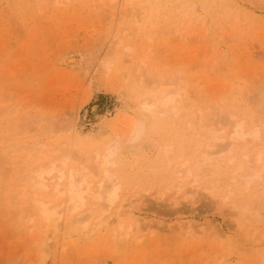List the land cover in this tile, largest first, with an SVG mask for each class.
<instances>
[{
  "label": "rangeland",
  "instance_id": "rangeland-1",
  "mask_svg": "<svg viewBox=\"0 0 264 264\" xmlns=\"http://www.w3.org/2000/svg\"><path fill=\"white\" fill-rule=\"evenodd\" d=\"M40 1L0 7V264H264V179L247 187L242 178L264 165V0ZM37 4L55 8L43 14ZM166 89L179 91L180 111L167 110L129 144L140 101ZM237 121L247 132L258 126L262 139L234 144ZM35 141L49 146L40 154ZM58 142L71 144L72 166L97 165L89 179L115 174L118 212L98 218L90 202L56 230L23 224L27 167L46 162ZM259 150L260 164L248 163L246 153ZM96 154L111 163L99 168ZM177 189L194 191L193 202L170 205Z\"/></svg>",
  "mask_w": 264,
  "mask_h": 264
},
{
  "label": "bare ground",
  "instance_id": "bare-ground-1",
  "mask_svg": "<svg viewBox=\"0 0 264 264\" xmlns=\"http://www.w3.org/2000/svg\"><path fill=\"white\" fill-rule=\"evenodd\" d=\"M8 1H10V0H0V7H2L5 3H8V5L9 6H7V7H9V8H11L12 9V5H11V7H10V4H9V2ZM40 1V0H39ZM45 1V0H44ZM53 1V2H52ZM82 1V0H81ZM98 1H101V0H98ZM12 2V1H11ZM10 2V3H11ZM14 2H16V1H14ZM26 2H27V0H26ZM29 2H30V0H29ZM35 2H36V0H35ZM40 2H42V0L40 1ZM46 2V1H45ZM50 2H52V3H55V4H60V6H61V4L62 5H65V4H69V3H71V0H50ZM77 2V3H76ZM80 2V0H76L75 1V3L76 4H78ZM102 2V1H101ZM17 3V2H16ZM15 3V4H16ZM83 3V2H82ZM22 4V3H21ZM25 4H27V3H25ZM24 4V5H25ZM103 4V3H102ZM139 4V3H138ZM137 4V5H138ZM23 5V6H24ZM48 4H40L39 6H38V4H37V8H39L38 9V11L40 10L41 12L43 11V14H46L48 11H50V10H54V8L55 7H50V5H48ZM19 6H20V8H21V5H20V3H19ZM18 6V7H19ZM59 7V6H58ZM62 7V6H61ZM65 7V6H64ZM138 7H139V5H138ZM8 8V9H9ZM22 8H24V7H22ZM33 8V7H32ZM143 8V7H142ZM6 9V8H5ZM3 10V9H2ZM1 10V11H2ZM4 11V10H3ZM7 11V10H6ZM9 11V10H8ZM11 11V10H10ZM37 11V13H39ZM47 11V12H46ZM26 12V11H25ZM34 12V11H33ZM40 12V14L39 15H41L42 13ZM30 13V12H29ZM36 13V12H35ZM36 13V14H37ZM49 13V12H48ZM27 14V13H26ZM22 16H23V14H21ZM39 15H37V16H39ZM115 15V14H114ZM28 16V15H27ZM26 16V17H27ZM33 16V15H32ZM137 14H135V18L137 19ZM35 17V16H34ZM43 17V16H42ZM33 18V17H32ZM36 18V17H35ZM39 18V17H38ZM34 19V18H33ZM41 19V18H40ZM121 20V19H120ZM37 21V20H36ZM121 22V21H120ZM36 25V24H35ZM34 25V26H35ZM33 26V27H34ZM123 31V28H122V30H121V33H123L122 32ZM125 33V32H124ZM123 33V34H124ZM123 34H121L122 36L120 37L121 39H122V37L124 36ZM118 40H120V39H118ZM120 42H121V40H120ZM68 48V47H67ZM73 49V48H72ZM76 49V48H75ZM68 49H66V51H67ZM78 51V50H77ZM80 51V50H79ZM62 52V51H61ZM60 52V53H61ZM69 52V51H68ZM68 52H62L63 53V55L61 54V56L63 57V56H66L65 58L67 59V53ZM72 52V51H71ZM81 52V51H80ZM59 53V54H60ZM58 54V55H59ZM72 54V53H71ZM70 54V55H71ZM76 54V53H75ZM147 55V54H146ZM74 56V55H73ZM89 56H91V55H89ZM61 57V58H62ZM59 58V57H58ZM60 59V58H59ZM58 59V60H59ZM68 59H70V58H68ZM72 59V61H73V59H74V57L73 58H71ZM70 59V60H71ZM77 59V58H76ZM80 59V58H79ZM57 60V61H58ZM61 60V59H60ZM64 60V58L62 59V61ZM82 60V59H81ZM65 61V60H64ZM67 61H69V60H67ZM71 61V62H72ZM77 61H78V59H77ZM74 62H75V60H74ZM73 62V63H74ZM89 62V61H88ZM144 62V61H143ZM58 63H59V61H58ZM76 63V62H75ZM79 63V62H78ZM60 64H62L61 63V61H60ZM64 64H65V62H64ZM66 65H67V62H66ZM73 65L74 64H72V66L70 67V68H74L73 67ZM77 65V64H76ZM143 66V65H142ZM90 67V66H89ZM106 67H108V66H106ZM110 68V67H109ZM108 68V69H109ZM86 69V68H85ZM94 69V68H93ZM138 69V68H137ZM92 70V69H91ZM94 71V70H93ZM86 73V72H85ZM91 73H93V72H91ZM86 75H88V74H86ZM90 75V74H89ZM148 85V84H147ZM159 85V84H158ZM158 87V86H157ZM157 89V88H156ZM161 89V88H160ZM161 91V90H160ZM158 94V93H157ZM180 95V93H179V91L178 90H171V89H166V90H163V91H161V93H159L158 95H153V96H150V97H146V98H144V100H141L140 101V103H141V111L143 112L142 113V119H138V120H136L135 122H134V125H133V127H132V130H130V134H129V136H128V140H129V144H132V142H134V143H136L137 141V139L139 138V136H141L142 134H143V132L146 130H148V129H150L151 127H153V125H155V124H153V122L155 121V120H158L160 117H162L166 112H167V110H169V113H168V115H170L171 116V114H172V112L176 115L177 113H178V107L176 106V104H175V102L178 100L176 97L177 96H179ZM180 111V110H179ZM174 114H172V115H174ZM149 116V117H148ZM198 120H199V118H198ZM197 121V120H196ZM201 121V120H200ZM200 121H198V122H200ZM23 126V125H22ZM27 126V125H26ZM55 126V125H54ZM233 126V131L231 130V132H232V136H231V139H233V140H231V141H233L234 142V144L235 143H237V142H239V143H244L243 141H246L247 139V135H251L252 137H254L255 139H262V135H263V133H261V132H263V131H261V129L258 127V126H254L250 131H245V126H244V122L243 121H237V122H235V124L234 125H232ZM29 128V127H28ZM27 128V129H28ZM25 129V128H24ZM216 129V128H215ZM214 129V130H215ZM31 130V129H30ZM28 131H29V129H28ZM151 131V130H150ZM218 131L219 130H217L216 132L214 131H211L210 133L212 134V132L213 133H218ZM24 132H25V130H24ZM32 132V131H31ZM21 133V132H20ZM29 134H30V131L28 132ZM27 134V133H26ZM44 135V134H43ZM218 135V134H217ZM146 136V135H145ZM216 136V135H215ZM35 137V136H34ZM143 137H144V135H143ZM143 137H142V139H143ZM9 138V137H8ZM8 138H6V140L8 139ZM214 138V137H213ZM219 137H215L214 139H218ZM264 138V137H263ZM220 139V138H219ZM37 140V139H36ZM38 140H39V138H38ZM141 140V139H140ZM139 140V141H140ZM41 141V140H40ZM39 141V143L38 142H36L35 141V143H38V145L40 146V149H39V153L40 152H42L43 150H44V148L47 146H49V145H46L45 144V142L43 143V142H40ZM136 141V142H135ZM138 141V142H139ZM34 142V141H33ZM64 142V141H63ZM63 142H58V143H56L55 145H54V147L52 146V148H54L53 149V151H51L52 149H50V152H48L49 153V155H48V153H47V156H48V158H47V161L46 162H44V163H37L38 165L35 167V166H33L34 168H29V169H31L30 170V173H29V169H28V167H27V170L28 171H26L25 172V174L27 173V175H29V176H25V174H24V176H25V178H26V180H27V178H28V181H27V187H28V190L26 189V194H25V196L24 197H27V198H25V201H24V203H23V209H22V211L24 212V217L23 218H21V219H23V224L25 225L26 223H28V222H32L33 220H36V219H38L39 221H41V223H43V224H45V226L44 227H46V228H49L51 225H54V228H55V230L56 229H58V225H59V221L61 220V218H63V215L64 214H66V216H67V213H68V215L70 214V213H72V212H76L77 210H79L80 208H85V207H87V205H88V203H90V204H92V202H93V204L94 205H96V209L94 210L95 211V213H97L98 214V218H101V216L102 215H104L105 214V212H107V210H108V208H110V207H113L112 205L118 200V197H119V190H120V187H119V185L117 186V183H116V185L114 184V182H115V178H117V177H115L114 175L115 174H113V173H111L110 171H109V169H102V173H101V176H100V179L98 180V181H96V179L95 180H91V179H89L90 178V176L91 177H94L93 175H95V176H97V174H96V171H95V174H93V172H94V170H96L97 168H95V167H97V165L96 166H94L93 164H92V160H91V162H90V164H91V166H88V164H86L87 166H85L84 165V163H82L83 161H84V159H80V160H77V161H80L81 163H80V165H78L77 164V166H72V163L70 162V160L72 159H74V157L75 156H73L72 154V147H71V144H69L68 142V144L70 145H64L65 144V142H64V144H60V143H63ZM215 140L211 143V144H207L206 146L208 147V148H211V147H215V146H217V144H215ZM34 143V144H35ZM133 143V144H134ZM217 143V142H216ZM33 144V145H34ZM224 144V143H223ZM221 145V146H219L218 147V149L219 150H224L225 148H227L229 145L227 144V145ZM230 144H231V142H230ZM16 145V144H15ZM31 146V145H30ZM29 146V147H30ZM75 146H77V145H75ZM16 147H18V151H19V146L17 145ZM8 148V147H7ZM1 149V148H0ZM6 149V148H5ZM17 149V148H16ZM28 149H30V148H28ZM31 149H33V148H31ZM35 149V148H34ZM38 149V148H37ZM166 150H165V155H167V153H168V151L170 150V148L168 147V148H165ZM15 150V149H14ZM75 150V149H74ZM13 151V150H12ZM11 151V152H12ZM44 151H46V148H45V150ZM56 151V154H52V152H55ZM60 151H61V153H60ZM115 152V150H113V148H112V152ZM31 151H29V153H30ZM58 152V153H57ZM110 152V151H109ZM108 152V153H109ZM113 152V153H114ZM3 153H4V151H3ZM33 153V152H32ZM35 153H36V151H35ZM45 153V152H44ZM78 154H79V152H77ZM76 153V154H77ZM113 153H111L112 155H113ZM116 153V152H115ZM251 153V152H250ZM250 153L249 152H247L246 153V155H247V162L248 163H250V162H255L256 164H260V162L262 161V159H263V154H262V151L261 150H259V151H257V152H255L254 153V155L252 156V157H250ZM37 154V153H36ZM41 154V153H40ZM75 154V153H74ZM84 154V153H83ZM9 155H10V153H9ZM7 156H8V154H7ZM30 156V155H29ZM35 156V155H34ZM73 156V157H72ZM81 156V155H80ZM80 156L79 157H77V158H80ZM108 156V155H107ZM107 156H104L103 158L102 157H100V155L99 154H96V160L98 159V158H101V165L99 166V168H101L102 167V165H106V164H110L111 163V161H108V159H107ZM209 155H208V153H207V150H204V152L202 153V155H201V162L202 161H204L205 162V160H207V157H208ZM11 157H13V156H11ZM15 157V156H14ZM32 157V156H31ZM40 157V156H39ZM163 157H164V155H163ZM162 157V158H163ZM250 159H249V158ZM209 158V157H208ZM29 159H31V158H29ZM88 159V158H87ZM23 160H25V159H23ZM76 160V159H75ZM89 160V161H90ZM95 160V159H94ZM38 161V160H37ZM40 161V160H39ZM33 162V161H32ZM85 162V161H84ZM245 162V161H244ZM29 163H31V162H28V164ZM70 163H71V165H70ZM95 163V162H94ZM113 163V162H112ZM27 164V163H26ZM245 164H247V163H245ZM94 167H93V166ZM248 165V164H247ZM30 166V165H29ZM241 165H239V167H240ZM249 166H250V164H249ZM238 167V168H239ZM252 167V166H251ZM251 167H249V168H251ZM94 168V169H93ZM237 168V169H238ZM26 169V168H25ZM189 169V168H188ZM21 171H22V169H21ZM97 171H98V169H97ZM190 173H191V170H188ZM233 171V170H232ZM247 171V170H246ZM180 173H181V171H179ZM188 172V173H189ZM250 172V171H249ZM29 173V174H28ZM179 173V174H180ZM189 173V175H191ZM246 174V173H245ZM241 175H243V174H241ZM240 175V176H241ZM244 176V177H243ZM242 176V178H243V180H244V183H245V185L248 187L249 185H250V183L253 181V180H255V179H260V180H263L264 179V165H261L260 166V168L258 169H255L253 172H251V173H248L247 172V174L246 175H243ZM115 177V178H114ZM185 177V176H184ZM188 177V176H187ZM25 178H23L24 180H25ZM95 178H97V177H95ZM21 180H22V177H21ZM96 181V182H95ZM20 183H21V181H20ZM25 183V182H24ZM26 184V183H25ZM20 186H22V184L20 185ZM25 186V185H24ZM26 187V186H25ZM26 187V188H27ZM177 188H179V185H178V187ZM21 189H22V187H21ZM48 189H49V192L52 194V195H50V198H47V197H45L46 195V193H47V191H48ZM182 188H180L179 190H181ZM23 190L24 189H22L21 191L23 192ZM179 190L177 189V193H179ZM205 190H207V191H209V189L208 188H206ZM20 191V192H21ZM125 191V190H124ZM206 191V192H207ZM21 192V193H22ZM25 192V191H24ZM121 192V191H120ZM126 192V191H125ZM125 192H122V193H125ZM175 192H176V190H175ZM193 192V194H194V191H192ZM192 192L191 193H187V192H180L181 193V195H180V193H179V195H180V197L178 196V194H173V196H171V198H169L168 200L169 201H167V202H169V204L170 205H180L181 203H182V201L183 200H188L189 198H190V196H194V195H192ZM23 194V193H22ZM23 194V195H24ZM163 194V192H159V197L157 196V198L158 199H161V197L163 196L162 195ZM191 194V195H190ZM121 195V194H120ZM156 196V195H155ZM15 197H17V195L15 196ZM49 197V196H48ZM52 197V198H51ZM151 197H154V195H151ZM17 198H19L20 199V197L18 196ZM60 198H61V201H59L58 203H56V199L57 200H60ZM156 198V197H155ZM225 198V197H224ZM15 199V198H14ZM13 199V200H14ZM19 199H17V200H19ZM46 199H48V200H46ZM123 199H125V198H123ZM193 199V198H192ZM192 199L191 200H188V201H192ZM16 200V199H15ZM15 200L12 202V203H14L15 202ZM16 200V201H17ZM126 200V199H125ZM124 201V200H123ZM187 202V201H186ZM193 202V201H192ZM19 203V202H18ZM21 203V204H22ZM15 204H17L16 202H15ZM20 204V203H19ZM93 205V206H94ZM93 206H91V207H93ZM120 207H121V205H120ZM114 208V207H113ZM90 209V208H89ZM93 209V208H92ZM115 210H116V207L114 208ZM22 211L20 212V213H22ZM85 211H87V212H89L88 210H85ZM92 211V210H91ZM90 211V212H91ZM117 212H118V208H117V210H116ZM115 211V212H116ZM19 212H17V214L19 213ZM67 212V213H66ZM89 212V213H90ZM85 213V212H84ZM83 213V215H82V213H81V216H84L85 214ZM92 213V212H91ZM90 213V214H91ZM94 213V212H93ZM92 213V214H93ZM94 213V214H95ZM16 214V215H17ZM73 214V213H72ZM75 214V219H76V213H74ZM73 214V215H74ZM79 214V213H78ZM115 214V213H114ZM117 214V213H116ZM20 215V214H19ZM19 215H17V217L19 216ZM86 215H88V214H86ZM85 215V217H83L82 218V222H84V221H86L87 219H89L88 218V216H86ZM71 215H69L68 217H70ZM78 216V215H77ZM80 216V215H79ZM90 216V215H89ZM93 216V215H92ZM19 218V217H18ZM78 218V217H77ZM80 218V217H79ZM71 219V218H70ZM68 220V219H67ZM74 220V219H73ZM80 220V219H79ZM71 221V220H70ZM75 221V220H74ZM107 221H108V218H107V220L106 219H104V220H100L98 223H96V225L94 224V228L92 229V231L93 230H95V229H97L98 227H100L101 225H104V224H106L107 223ZM81 222V223H82ZM94 222V221H93ZM96 222V221H95ZM37 223V222H36ZM84 223H87V222H84ZM84 223H82V224H80V226H82V225H84ZM76 224V223H75ZM92 224V223H91ZM121 224V223H120ZM125 224V223H124ZM133 224H134V221H132L131 220V223H129V225H126L127 227H124V235L125 236H128L131 232H132V226H133ZM93 225V224H92ZM79 226V227H80ZM121 226H122V224H121ZM120 226V227H121ZM182 226V225H181ZM186 225L184 224V227H185ZM30 227H32V226H30ZM43 227V228H44ZM53 227V226H52ZM87 227V226H86ZM147 227V226H146ZM145 226H144V228L145 229H148V230H151L152 231V229H153V226L152 225H148V227L146 228ZM183 227V228H184ZM33 228H35V227H33ZM82 228V227H81ZM85 228V227H84ZM121 228H123V226L121 227ZM155 228V227H154ZM52 229V228H51ZM144 229V230H145ZM29 230H30V228H29ZM34 230V229H33ZM41 230V229H40ZM44 230H45V228H44ZM47 230V229H46ZM49 230V229H48ZM47 230V231H48ZM54 229H52V231H53ZM84 230V229H83ZM82 230V231H83ZM118 230H119V228H118ZM121 230V229H120ZM119 230V231H120ZM138 230H140V229H138ZM143 230V231H144ZM186 233H194V232H197V228L196 227H194L193 225H187L186 226ZM28 231V230H27ZM42 233H43V231H41ZM50 232V231H49ZM55 232V231H54ZM53 232V233H54ZM94 232V231H93ZM140 232V231H139ZM52 233V234H53ZM56 233V232H55ZM149 233H151L150 231H149ZM153 233V232H152ZM50 234V233H49ZM47 236V235H46ZM51 236V235H50ZM142 238V237H141ZM49 240H50V237H49ZM48 237H47V239L45 240V238H44V240L42 239V245L44 246H46V244H48ZM41 245V246H42ZM44 246V247H45ZM41 250H42V248H41ZM43 253V252H42ZM45 253H46V250H45ZM49 253V252H48ZM47 253V254H48ZM43 255V254H42ZM42 255H41V257H42ZM46 258V257H45ZM43 259V258H42ZM44 260V259H43ZM41 264L43 263V262H40Z\"/></svg>",
  "mask_w": 264,
  "mask_h": 264
}]
</instances>
